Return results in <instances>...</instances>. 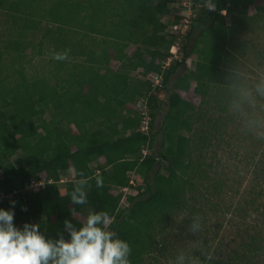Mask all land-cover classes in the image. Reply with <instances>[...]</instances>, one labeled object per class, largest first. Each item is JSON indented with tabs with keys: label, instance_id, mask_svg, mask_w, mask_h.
I'll return each instance as SVG.
<instances>
[{
	"label": "trees",
	"instance_id": "trees-1",
	"mask_svg": "<svg viewBox=\"0 0 264 264\" xmlns=\"http://www.w3.org/2000/svg\"><path fill=\"white\" fill-rule=\"evenodd\" d=\"M189 1L183 57L167 63L186 0H0L9 18L8 34L0 22V207L16 202L17 227L39 223L47 237L67 239L65 220L79 227L83 217L103 211L129 243L130 264H147L162 226L209 173L200 157L207 136L196 149L187 132L200 105L214 101V126L230 104V35L247 23L250 6L264 11V0H215L212 11L202 0ZM60 52L68 59L52 58ZM42 55L49 60L34 61ZM193 83L200 105L183 96ZM165 91L168 108L158 127ZM140 96L149 114L145 129V110L135 108ZM73 169L90 178L86 205L65 194L79 179ZM98 175L102 188L95 186ZM124 187L126 194L116 190ZM253 240L245 243L249 249Z\"/></svg>",
	"mask_w": 264,
	"mask_h": 264
},
{
	"label": "rangeland",
	"instance_id": "rangeland-1",
	"mask_svg": "<svg viewBox=\"0 0 264 264\" xmlns=\"http://www.w3.org/2000/svg\"><path fill=\"white\" fill-rule=\"evenodd\" d=\"M186 3L187 6L191 4L189 0H186ZM177 12L179 8L174 7L173 13ZM248 16L246 24L233 30L229 45L235 55L233 69L236 75L253 80L258 72H264V11L256 14L254 7L250 6ZM7 18L5 11L0 8V22L4 26V34L9 33L5 24ZM186 30L177 29V37L174 39L176 47L171 48V57L167 63L175 58L182 59V44L185 42ZM40 37L41 35L38 34L35 40H39ZM45 46L44 43L43 48ZM132 47L129 45L127 51ZM26 52L29 54L31 49H27ZM49 57V55L36 56L34 61L47 62ZM195 60L196 53L186 57L190 67H193ZM111 65H117V62L112 61ZM193 87L194 83L183 93V96L200 105L201 97L194 92ZM163 102L155 119L158 127L161 126L168 108L167 91L163 94ZM214 106V101H211L210 105H200L201 112L192 119L191 130L187 132L196 149L201 146L202 141L204 142V135L207 136L205 141L207 145L204 143L203 154L200 157L209 173L205 181L199 183V189L189 194L187 204L175 210L162 226L156 244L150 256H147V264H171L175 249L194 239L188 232L187 226L196 214H201L206 220L207 227L204 232L206 242H219L213 264H245L246 262L264 264V136L247 130L243 117L234 112L230 104L223 112L219 124L213 126L210 124L211 119L219 116V112L213 109ZM135 108L141 112V115L143 114L145 96L138 98ZM147 114L148 111L145 110L142 115L143 120ZM159 149L160 137L153 146L154 151ZM132 174L129 172V176ZM141 179L142 177L139 176L138 181ZM59 187L63 192L62 183ZM116 190L124 193L127 189L116 188ZM128 192L132 193L134 190L130 188ZM181 214L183 218L178 219ZM76 215L82 219V215ZM246 234L249 235L248 238ZM249 237L254 239L252 245H249L251 249L245 245Z\"/></svg>",
	"mask_w": 264,
	"mask_h": 264
},
{
	"label": "clouds",
	"instance_id": "clouds-1",
	"mask_svg": "<svg viewBox=\"0 0 264 264\" xmlns=\"http://www.w3.org/2000/svg\"><path fill=\"white\" fill-rule=\"evenodd\" d=\"M202 7L215 10V0H202ZM175 45V44H174ZM172 45V47L174 46ZM171 47V48H172ZM56 61L68 59L67 52L53 53ZM226 93L231 109L243 117L247 130L264 136V72L249 80L229 70L226 76ZM78 176L71 192L65 193L74 205H86L89 177L73 169ZM95 186L103 187V177L96 176ZM15 201L12 208L0 207V264H130L129 243L110 230L108 214L89 213L79 227L65 220L68 238L52 239L41 231L39 223L14 224ZM26 211V208L23 209ZM183 214L178 216L182 219ZM207 223L201 214L193 216L187 226L194 239L179 245L171 264H213L219 242H206L204 232Z\"/></svg>",
	"mask_w": 264,
	"mask_h": 264
},
{
	"label": "built area",
	"instance_id": "built-area-1",
	"mask_svg": "<svg viewBox=\"0 0 264 264\" xmlns=\"http://www.w3.org/2000/svg\"><path fill=\"white\" fill-rule=\"evenodd\" d=\"M187 6V5H186ZM188 7V9H187V11H188V14H187V16L184 18V24L182 25V26H180L179 24H174L173 26H172V31H174V32H177V29H178V31H181V30H185V29H187V27H188V22H189V15L190 14H192V9H191V6H187ZM223 13H225V11H223ZM176 46L174 45L173 46V48H175ZM179 48V47H178ZM154 80H155V82L156 83H160V78H158L157 76L154 78ZM145 112V111H144ZM149 118V114H147V117L143 120V126H142V129H145V128H147V119ZM132 182V181H131ZM122 189H127V187H124V188H122ZM123 191V190H122ZM127 191V190H126ZM126 191H125V193H126Z\"/></svg>",
	"mask_w": 264,
	"mask_h": 264
}]
</instances>
